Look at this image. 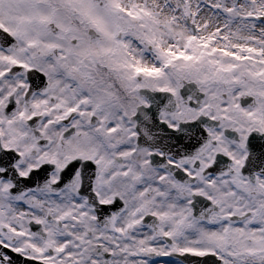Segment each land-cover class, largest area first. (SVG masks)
<instances>
[{"label": "snow or ice", "instance_id": "6c2138e0", "mask_svg": "<svg viewBox=\"0 0 264 264\" xmlns=\"http://www.w3.org/2000/svg\"><path fill=\"white\" fill-rule=\"evenodd\" d=\"M0 264H264V0H0Z\"/></svg>", "mask_w": 264, "mask_h": 264}]
</instances>
